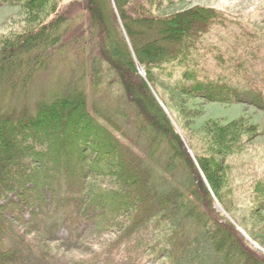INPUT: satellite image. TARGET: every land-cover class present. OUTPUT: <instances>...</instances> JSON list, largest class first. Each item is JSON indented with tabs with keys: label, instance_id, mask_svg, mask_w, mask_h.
<instances>
[{
	"label": "trees",
	"instance_id": "trees-1",
	"mask_svg": "<svg viewBox=\"0 0 264 264\" xmlns=\"http://www.w3.org/2000/svg\"><path fill=\"white\" fill-rule=\"evenodd\" d=\"M179 1L87 0L83 30L63 0H0V9H21L0 31V264H46L70 251L73 264H264V252L213 206L215 195L227 210L237 207L227 160L248 149L258 125L246 116L210 118L191 131L183 122L196 164L154 93L168 87L264 110V35L240 29L207 42L234 19L201 4L165 10ZM59 60L72 69L57 92L34 108L1 106L5 97L23 100L36 74ZM85 80L100 94L92 107ZM179 101L184 119L195 116ZM127 141L143 142L144 155ZM154 159L164 161L163 180L183 177L164 195ZM252 183L254 207L241 219L264 247V172ZM191 223L203 232H188ZM150 225L164 232H147ZM80 228L94 237L69 245Z\"/></svg>",
	"mask_w": 264,
	"mask_h": 264
},
{
	"label": "rangeland",
	"instance_id": "rangeland-1",
	"mask_svg": "<svg viewBox=\"0 0 264 264\" xmlns=\"http://www.w3.org/2000/svg\"><path fill=\"white\" fill-rule=\"evenodd\" d=\"M195 4L215 7L216 9L221 10L222 12H225L226 14L231 16L235 21V24L231 25L230 28L227 29V31L221 28L215 29L209 36L206 37L207 42L218 41V37L221 35V33L225 35V38H226V34H230L233 30H236L238 31V33H240L239 32L241 31L240 29H244V31L250 29L252 33H257V35L260 38L263 37L264 35V0H180L173 7L166 8L165 10H170V9L177 10ZM61 7L64 10V12L67 13L68 20H71V22H73L72 20H75L74 16H77L78 21H76L75 23L81 25L83 30H86V28L88 29L89 15L87 9V0H63ZM20 10L21 9L18 6H13V7L6 6L0 9V31L5 30L8 19H10V17L14 16L15 14H18ZM72 32L78 33L79 31L73 30L71 31L70 35L75 34ZM240 48L242 50L244 48L242 43L240 45ZM70 56L71 54H69L68 57ZM70 63L71 62L66 60L54 61L46 70L36 74L35 78L32 80L30 84L31 86L29 88V93L26 96H24L23 100L14 99L11 101L8 97H5V99L1 101V106L9 107V106H16L19 104L22 105V103H26L31 108H34L35 101L37 99H41L43 97H50L53 93L57 92L62 87V83L69 77L68 73L72 69L71 66L72 64ZM141 69L140 72L143 75H145V72ZM85 86L88 90L89 105L90 107H92L93 103L96 102L100 94L96 92L97 90L96 91L93 90L87 81L85 82ZM106 87L107 84H105L104 88ZM112 88L115 94L118 95L120 93L121 87L117 82L112 85ZM169 89L170 88L168 87L165 90L160 88L162 94L160 92L159 93L162 95L163 98L159 94H157L155 90L154 93L156 94V97L160 105L170 116L175 129L181 135L183 142L186 144L188 148V152L190 153L192 159L195 161L196 164H197V160L195 158L194 150L190 147L189 144L191 139H189V135H187L184 132L183 122L184 123L187 122L189 127H191L190 128L191 131L198 130L202 125V123L210 118L211 119L218 118L221 119L222 122L227 123L240 116H246V118H248L252 124L258 125L260 129V134L251 143L248 144L250 145L248 149L239 155H234L231 158H228L227 160L228 163H230V165L232 166L231 175L233 176V186L236 188V196L238 198L237 207H234L233 209L234 211L227 210V208L223 207V205L215 197V195H213L212 192L211 193L214 198V205H213L214 208L218 212H221L225 216V219L230 221L236 227L240 235L247 237L257 248H259L261 251L264 252V247H262L258 242L252 240L249 237L247 232L250 231L247 229V227L244 225L241 219L243 214L249 216L248 212H251V207L252 208L254 207L250 197L252 190L250 185L253 184L252 181L256 177L261 176L264 172V110H260L257 107L247 102L225 104L220 102H205L203 99L200 98L183 96L176 93L173 95L172 90ZM117 95H114L112 97H114L115 100L118 102L119 97ZM172 95L175 98L172 99L171 98ZM165 99L168 103L163 102V100L165 101ZM179 99L185 100L186 106L192 108L191 110H195L197 112L195 116L193 114L191 116H187L186 119H184V116L180 112H178V107L180 106ZM170 100H173L175 102V104L177 105L176 107L177 109L169 108L167 104L169 103L171 104ZM200 110L202 111V113L199 112ZM127 142L135 149L140 151V153H142L143 155H144L143 152H146L145 145L143 144V142L138 143L137 146L132 144L130 141ZM192 142L195 144V141L192 140ZM202 144H205V142H202ZM154 160L156 162L151 161V163L155 165L154 166L155 169L153 168L154 178L155 180L158 181V183H160V187L162 188L159 189L161 193L160 195H164L169 191H171L172 188H174V185L178 184L179 182L181 183L183 181V177L180 175V173H177L173 181L169 180L170 178L163 180L161 174H163L164 165L162 163H164V161L163 159H161L160 161H158L157 159ZM206 184L208 185L207 180H206ZM260 223L263 224L261 225L262 227L261 231L264 232V223L262 222ZM259 226L260 224L257 225L258 228ZM197 227L195 226L194 223H191L188 232H203L201 229ZM67 232H71V231H68L67 229L63 228L59 236L66 238ZM74 232L75 233L72 235V238L68 239L69 245H74V244L80 245L82 240L88 238V236L90 238L94 237L93 234L90 235L88 234V232H84L83 229L81 228L75 230ZM147 232H164V231L158 226L150 225ZM78 237H80L79 240ZM199 242L203 244L202 239H200ZM202 244L200 246L201 250L206 254H209L210 250L208 246ZM101 248H103V246L97 247V249H101ZM31 251L33 252V254L37 255V249L34 248ZM76 255L78 254L77 253L74 254L73 251L67 253L62 252L59 253L58 255H52L53 257L51 256L52 258L46 264H73L72 258H77ZM132 261L134 263L135 260ZM132 261H127L128 263L126 264H133ZM160 263H157L154 260H149L145 262V264H160ZM179 264H189V261L188 260L184 262L181 261Z\"/></svg>",
	"mask_w": 264,
	"mask_h": 264
},
{
	"label": "water",
	"instance_id": "water-1",
	"mask_svg": "<svg viewBox=\"0 0 264 264\" xmlns=\"http://www.w3.org/2000/svg\"><path fill=\"white\" fill-rule=\"evenodd\" d=\"M139 69H141V67H139ZM142 70V69H141Z\"/></svg>",
	"mask_w": 264,
	"mask_h": 264
}]
</instances>
